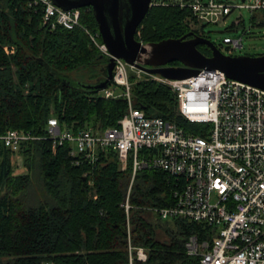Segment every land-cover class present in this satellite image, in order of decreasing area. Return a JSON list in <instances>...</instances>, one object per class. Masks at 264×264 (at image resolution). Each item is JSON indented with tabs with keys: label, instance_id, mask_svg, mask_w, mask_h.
I'll return each instance as SVG.
<instances>
[{
	"label": "trees",
	"instance_id": "1",
	"mask_svg": "<svg viewBox=\"0 0 264 264\" xmlns=\"http://www.w3.org/2000/svg\"><path fill=\"white\" fill-rule=\"evenodd\" d=\"M42 17V8L30 7L27 0H0V133L19 129L45 135L51 115L61 126L74 130L116 125L127 109L125 98L96 96V91L71 85L63 77L78 73L76 78L93 83L103 78L108 57L84 30L98 32L91 8H80L81 26L73 28L60 24L52 28ZM189 21L185 10L151 6L135 38L150 43L190 31L203 36L190 28ZM98 40L102 41L100 35ZM5 45L13 47V52L6 53ZM197 48L210 56L207 46ZM129 79L136 108L174 119L184 128L191 125L175 113V96L167 85L147 78ZM66 150L58 146L52 152L51 142L42 139L29 141L15 152L0 141V264H128L120 202L131 169L120 170L112 151L98 153L100 159L93 168L76 166ZM18 154L25 167L37 165L50 202L30 200L33 178L30 172L15 173ZM130 203L131 242L147 253L146 263L135 264L193 262L186 256L185 239L191 234L211 237L208 228L198 223L161 221L145 212L143 207L172 203L167 177L159 170L136 173ZM157 229L168 240H159Z\"/></svg>",
	"mask_w": 264,
	"mask_h": 264
},
{
	"label": "built area",
	"instance_id": "2",
	"mask_svg": "<svg viewBox=\"0 0 264 264\" xmlns=\"http://www.w3.org/2000/svg\"><path fill=\"white\" fill-rule=\"evenodd\" d=\"M27 2L30 7L42 8L43 23L52 28L55 24L81 26L80 8L63 10L51 0ZM151 6L187 11L190 27L225 23L235 9H247L264 17V0H241L238 4L228 0H151ZM238 24L239 18L233 26ZM84 30L109 58L105 44L98 40L99 33ZM223 43L242 46L240 37L226 36ZM3 49L13 52V47L7 45ZM127 67L133 66L114 58L109 85L96 93L105 99L125 98L127 109L116 125L74 130L61 126L51 115L45 135L8 129L0 133V141L17 152L29 141L47 139L52 152L65 146L73 165L87 164L92 168L101 154L116 153L120 170L131 169L120 202L125 214L128 264L147 261L146 250L133 246L130 236L131 189L140 170L163 172L172 198L167 206L143 207L145 212L161 221L195 222L207 227L211 234L210 238L189 235L184 248L186 256L194 261L180 264H264V90L228 78L217 69H201L196 75L174 80L156 75V80L173 92L175 113L191 124L184 128L174 119L148 115L134 106Z\"/></svg>",
	"mask_w": 264,
	"mask_h": 264
},
{
	"label": "water",
	"instance_id": "3",
	"mask_svg": "<svg viewBox=\"0 0 264 264\" xmlns=\"http://www.w3.org/2000/svg\"><path fill=\"white\" fill-rule=\"evenodd\" d=\"M63 10L89 7L98 33L109 54L103 78L78 86L99 92L112 78L114 58L152 75L174 80L196 75L201 69L222 71L228 78L264 90V54L231 56L221 53L207 37L190 31L180 37L143 43L135 38L138 27L150 8L151 0H51ZM207 46L204 55L197 45ZM179 62V66L169 65ZM125 230V225L123 223Z\"/></svg>",
	"mask_w": 264,
	"mask_h": 264
},
{
	"label": "rangeland",
	"instance_id": "4",
	"mask_svg": "<svg viewBox=\"0 0 264 264\" xmlns=\"http://www.w3.org/2000/svg\"><path fill=\"white\" fill-rule=\"evenodd\" d=\"M240 1L241 0H228V2L234 4H238ZM238 18L240 24L233 26V23H235ZM188 25H190V21L188 22ZM230 27H232V30L228 31ZM190 28L198 31L199 33L203 34V36L209 38L211 42L217 47V49L225 55L257 56L264 54V17L260 13H251L247 9H235L228 15V17H226L225 23L206 24L202 26V28L200 25H191ZM226 36L231 38L240 37L242 46L240 48H235L233 47V45L223 43V38ZM127 70L129 71V77L133 76L136 80H140L143 78L156 80V75L141 71L138 68L127 67ZM63 77L71 85L75 86L84 83H93V81L82 82L81 79L76 78L78 77V73H74L72 75H65ZM156 81L160 82L159 80ZM129 82L131 86L130 79ZM18 155L14 158L16 165L15 173L30 172L33 178V189H31L29 193L30 200L35 203L37 202V200L50 202V196L47 194L43 187V182L38 173L37 165H33V163H31V168L25 167L23 164V159L20 157V155ZM156 232V236L159 240H168V237L163 230L157 229Z\"/></svg>",
	"mask_w": 264,
	"mask_h": 264
},
{
	"label": "flooded vegetation",
	"instance_id": "5",
	"mask_svg": "<svg viewBox=\"0 0 264 264\" xmlns=\"http://www.w3.org/2000/svg\"><path fill=\"white\" fill-rule=\"evenodd\" d=\"M205 37V36H204ZM169 65H173V66H179L180 64H172V63H169Z\"/></svg>",
	"mask_w": 264,
	"mask_h": 264
}]
</instances>
